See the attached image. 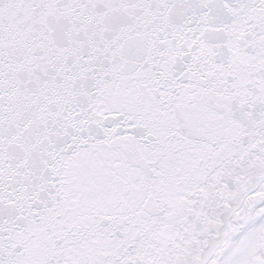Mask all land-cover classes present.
I'll list each match as a JSON object with an SVG mask.
<instances>
[{
	"label": "snow or ice",
	"instance_id": "1",
	"mask_svg": "<svg viewBox=\"0 0 264 264\" xmlns=\"http://www.w3.org/2000/svg\"><path fill=\"white\" fill-rule=\"evenodd\" d=\"M0 264H264V0H0Z\"/></svg>",
	"mask_w": 264,
	"mask_h": 264
}]
</instances>
